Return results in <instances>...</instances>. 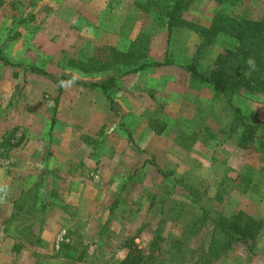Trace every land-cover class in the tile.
<instances>
[{
    "label": "rangeland",
    "instance_id": "obj_1",
    "mask_svg": "<svg viewBox=\"0 0 264 264\" xmlns=\"http://www.w3.org/2000/svg\"><path fill=\"white\" fill-rule=\"evenodd\" d=\"M219 12L260 19L264 0H0V264H118L155 234L190 264L221 238L200 215L237 211L262 222L254 246L208 264H264V92L199 75L237 43L195 30Z\"/></svg>",
    "mask_w": 264,
    "mask_h": 264
},
{
    "label": "trees",
    "instance_id": "obj_2",
    "mask_svg": "<svg viewBox=\"0 0 264 264\" xmlns=\"http://www.w3.org/2000/svg\"><path fill=\"white\" fill-rule=\"evenodd\" d=\"M215 1L220 3L225 0ZM168 16L171 18L172 11L168 12ZM188 25L193 27L190 23ZM195 30L208 41L216 34L222 33L232 36L237 42L233 49L226 50L217 57L215 67L211 72L199 74L202 79L214 86L216 90L223 91V94L238 89L264 92V15L260 19H252L244 16L237 18L228 13L219 12L214 15L209 27H195ZM138 55L140 57L141 53L139 52ZM119 56L125 60L124 63L131 62L133 56H136L134 46ZM132 70L135 69L128 71ZM68 79L75 85L76 83L80 86L83 85L82 82L73 78ZM111 81H114L113 77L89 82L87 86L103 89L106 92ZM232 121L240 120L235 118ZM239 125L244 129L240 139L242 144L246 142L261 144L259 141L262 138L260 125L249 123L244 119L239 122ZM197 220L202 225L209 224L213 229L218 230L221 238L214 239L212 248L206 254H201L199 258L196 257V260L190 264H200V262L208 264L217 245L219 247L222 245V248L225 249L235 243L251 249L262 229L261 221L243 211H237L228 218L223 215L211 217L203 212ZM122 245L126 249V253L118 264H171L177 260L186 262L191 260L190 256L196 251V249L183 246V242L172 236L164 237L160 234L153 236L149 243L148 253L143 252L133 238H126ZM162 249L167 255L164 259H160L157 254H154V250Z\"/></svg>",
    "mask_w": 264,
    "mask_h": 264
}]
</instances>
